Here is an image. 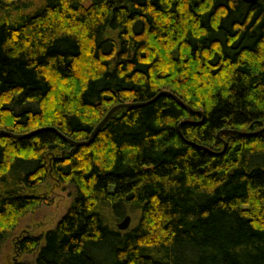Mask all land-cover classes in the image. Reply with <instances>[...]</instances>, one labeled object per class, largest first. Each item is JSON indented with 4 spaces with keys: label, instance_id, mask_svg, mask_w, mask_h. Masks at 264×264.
I'll return each mask as SVG.
<instances>
[{
    "label": "trees",
    "instance_id": "obj_1",
    "mask_svg": "<svg viewBox=\"0 0 264 264\" xmlns=\"http://www.w3.org/2000/svg\"><path fill=\"white\" fill-rule=\"evenodd\" d=\"M50 183L37 264H264V0H0V251Z\"/></svg>",
    "mask_w": 264,
    "mask_h": 264
},
{
    "label": "rangeland",
    "instance_id": "obj_2",
    "mask_svg": "<svg viewBox=\"0 0 264 264\" xmlns=\"http://www.w3.org/2000/svg\"><path fill=\"white\" fill-rule=\"evenodd\" d=\"M42 195L46 198L39 210L22 219L18 228L2 244L0 264H37V254L27 256L18 255L17 242L24 237H39L45 232L53 230L72 205L73 197L70 192L64 190L59 185L50 183L49 188L47 187ZM130 218L131 228L136 222L132 216Z\"/></svg>",
    "mask_w": 264,
    "mask_h": 264
},
{
    "label": "water",
    "instance_id": "obj_3",
    "mask_svg": "<svg viewBox=\"0 0 264 264\" xmlns=\"http://www.w3.org/2000/svg\"><path fill=\"white\" fill-rule=\"evenodd\" d=\"M243 3H245L246 5H250V6H255L257 5L261 0H242ZM125 105L117 107L116 109H114L113 111H111V113L108 115V117L106 118V120L102 123V125L100 126V128L109 120V118L120 108H123ZM98 128V130L100 129ZM97 130V131H98ZM130 224H131V218L127 217L121 224L118 225L119 229L121 231H127L130 228Z\"/></svg>",
    "mask_w": 264,
    "mask_h": 264
}]
</instances>
